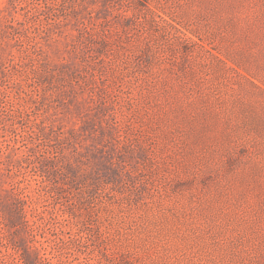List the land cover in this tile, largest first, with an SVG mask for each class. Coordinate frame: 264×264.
I'll return each instance as SVG.
<instances>
[{"label":"rangeland","instance_id":"obj_1","mask_svg":"<svg viewBox=\"0 0 264 264\" xmlns=\"http://www.w3.org/2000/svg\"><path fill=\"white\" fill-rule=\"evenodd\" d=\"M0 264H264V0H0Z\"/></svg>","mask_w":264,"mask_h":264},{"label":"trees","instance_id":"obj_2","mask_svg":"<svg viewBox=\"0 0 264 264\" xmlns=\"http://www.w3.org/2000/svg\"><path fill=\"white\" fill-rule=\"evenodd\" d=\"M19 217H20V215H19ZM31 252H32V253H30L31 257L26 258V259H29L31 262L43 263L44 261L50 259V257L48 256V252H43V254H42V253H40V250L37 247L32 248ZM26 259H25V257H22L23 261H25Z\"/></svg>","mask_w":264,"mask_h":264}]
</instances>
